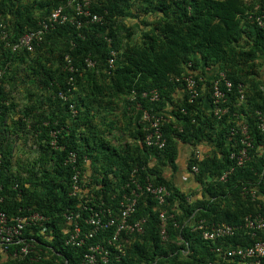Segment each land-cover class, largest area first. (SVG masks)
I'll return each instance as SVG.
<instances>
[{
  "label": "trees",
  "instance_id": "16d2710c",
  "mask_svg": "<svg viewBox=\"0 0 264 264\" xmlns=\"http://www.w3.org/2000/svg\"><path fill=\"white\" fill-rule=\"evenodd\" d=\"M66 2L0 0V22L7 25L9 40L13 42L38 28L52 9ZM257 4L264 7L262 0H92L89 11L102 16L100 23L92 24L79 18L82 22L79 28L71 23L56 26L32 54L24 52L14 56L3 49L0 41V70L7 64L5 72L12 81L22 67L25 73L22 80L28 85L22 84L26 87L27 105L10 128L5 118L14 105L4 86H0V194L7 197L3 209L8 214L32 209L48 218L45 236H35L40 244L37 249L42 254L41 264H82L87 248L101 243L112 233L108 231L81 248L65 245L66 223L62 213L78 203L77 198L69 196L72 167L65 161L70 153L77 154L80 164L86 158L93 176L96 175L90 177L89 192L84 198L91 203L103 201L115 210L118 187L134 167L144 168L155 184L164 185L171 192L165 208L174 213L179 229H173L172 221H168L167 243H160L155 203L146 196L139 202L133 217L146 219L144 235L124 245L125 256L119 261L114 259L116 252L111 250L109 264H208L215 261L209 252L211 244L192 232L189 222L205 219L239 223L254 210L253 204L241 199V188L255 185L256 181L264 197V179L259 180L264 154L261 158L253 157L248 167L235 169L225 182L219 181L220 175L233 167L228 159L232 149L228 139L229 129L234 125L233 115L247 124L248 134L256 145L260 141L253 116L254 110H264V90L256 80L257 57L264 56V31L254 22L259 15L254 10ZM65 11L72 15V11ZM150 15L155 16V21L134 42L133 28L146 25L144 17ZM126 19L135 22L127 24ZM110 51L118 52L111 71L106 64ZM65 56H69L75 72L63 70ZM86 58L95 61L93 68L85 67ZM203 68L224 72L233 85L223 104L227 113L219 119L205 111L204 102L210 101V79L201 83V95L194 103L189 104L186 96L175 98L182 86L173 77L192 71L196 80L197 75L207 78ZM238 84L246 85L249 94L251 91V96L245 93L242 103L236 92ZM69 89L73 90L67 93ZM151 90L158 92L157 102L140 98L141 92ZM132 92L135 96L131 100ZM58 93L67 95V100L58 98ZM70 104L78 112L74 117L68 109ZM117 104H122V115L128 125L137 128L134 136L141 143L133 151L127 148L119 153L110 149L102 130L95 124L97 108L107 109ZM138 111L170 117L162 126L163 150L144 146L143 126L135 122ZM20 131H27L38 156L13 170L12 143L8 135L17 137ZM51 131H58L56 147L50 145ZM237 138H232V142ZM204 140L216 147L211 157H205L198 164L196 181L205 195L201 200L187 202V196L161 176L160 167L169 165L174 169L177 143L196 145ZM147 157L154 158L157 165H147ZM193 164L192 160L188 167ZM85 166H81L82 173L86 171ZM139 175L142 177L143 172ZM13 186H16L15 191ZM17 192L21 195L19 200L15 198ZM114 195L117 200H113ZM231 242L236 243L237 239ZM181 250L187 251L183 257ZM0 264L4 262L0 260Z\"/></svg>",
  "mask_w": 264,
  "mask_h": 264
},
{
  "label": "built area",
  "instance_id": "2783aa9c",
  "mask_svg": "<svg viewBox=\"0 0 264 264\" xmlns=\"http://www.w3.org/2000/svg\"><path fill=\"white\" fill-rule=\"evenodd\" d=\"M91 1L67 0L64 6L60 5L52 9L44 21L39 22L38 28L24 33L13 42L9 40L10 33L7 25L1 21L0 41L3 49L14 56L24 52L32 54L42 44L45 35L56 26L71 23L76 28H79L82 24L79 18H84L86 22L92 24L100 23L103 19L102 16L92 14L89 11ZM262 1L264 5V0ZM65 9L72 11V15L70 16ZM254 10L259 12V15L254 18V22L258 28L264 31V7L261 8L260 4H257ZM117 54L118 52L116 51L109 52L106 62L109 71L114 68ZM84 64L87 69H91L94 67L95 61L86 58ZM189 66L190 64L187 65L188 70H190ZM6 68L7 64L5 69L0 70V86L3 85L2 80L5 77V71L8 70ZM63 70L68 73L75 72L69 56L64 57ZM195 75V73L189 71L181 76L173 77L174 81L182 86L181 90H179L182 93L181 99L186 96L189 104L194 103L200 97L201 85L205 80L201 75H197L198 80H196L194 78ZM71 80L72 77H70L69 82ZM232 88L233 85L226 78L224 72H216L215 78L211 80L209 114L219 119L227 113V109L223 107V104L226 93H229ZM71 90L73 89H69L67 93ZM236 92L239 95V103L243 102L245 100V86L238 84ZM134 96L135 93L132 92L130 99L132 100ZM139 96L149 102H157L159 100L156 90L143 91ZM58 98L66 101L67 95L58 93ZM68 109L73 117L77 115L78 112L72 104L68 106ZM253 116L255 118V128L260 134V141L257 145L248 134L247 124L241 121L237 115H233L234 125L229 129L228 139L232 144L228 159L232 162L233 167L220 175V182H225L235 169L251 165L253 157L261 158L264 154V110H254ZM169 118L168 115L165 117V115L141 111L138 123L143 126L144 136L142 142L146 148L159 151L165 148L162 126L169 121ZM57 134L58 131H51L50 133V137L53 139L50 143L52 147H56L55 137ZM234 137L238 138L232 142ZM251 151L253 152L251 153ZM192 160L194 164L190 167V171L193 175H196L198 174L200 160L199 152H194ZM86 162L87 159L83 158L82 164H80L75 153H70L65 161L72 167L69 196L77 198L78 203L74 208L66 209L62 213V219L66 223L64 243L66 246L81 248L87 242L108 231H112V233L110 237L104 238L101 243H95L87 248L88 250L82 258V264H109L111 250L116 252L114 257L116 261H119L120 257L125 256L124 245L130 240L140 239L144 235L146 219L133 217L139 202L146 196L150 197L155 203L159 221L158 234L160 243L165 244L168 241L167 224L169 220L172 221L173 229H179L178 223L174 221V213H169L165 208L168 206L167 200L171 196L170 190L164 185L155 184L152 177L146 174L144 168H132L126 180H123L119 185L117 190L119 193L118 200L117 196H113V200H117L115 210L107 206L103 201L96 204L84 200L88 189L84 186V181L82 180L81 166L86 164ZM262 170L259 180L264 175V164ZM140 172H143L142 177L139 175ZM258 184L259 181H256L255 185L250 187L244 185L241 188L239 194L241 199L253 204L254 210L252 213L246 214L239 223L208 222L205 219L191 220L189 222L191 231L198 233L202 241L211 244L209 252L214 256L215 261L208 264H264V197L261 196L257 188ZM15 189L16 186H13L12 190L15 191ZM15 198L18 200L21 198L19 192L16 193ZM6 201L7 197L0 194V260L4 264H41L43 258L40 250L37 249L40 244L35 236H45L48 218L32 209H19L16 215L8 214L3 209ZM186 201L190 202V199L187 197ZM175 210L178 211L177 208ZM26 230H28L27 236H25ZM232 239H237V242H231ZM181 254L183 257L187 254V251L181 250Z\"/></svg>",
  "mask_w": 264,
  "mask_h": 264
},
{
  "label": "crops",
  "instance_id": "0c3cea01",
  "mask_svg": "<svg viewBox=\"0 0 264 264\" xmlns=\"http://www.w3.org/2000/svg\"><path fill=\"white\" fill-rule=\"evenodd\" d=\"M257 64L259 66L257 67L258 75L256 76V80L261 82L260 88L264 90V56L260 55L257 57ZM214 74L215 70H213V68L204 69V75L207 77L206 79H211ZM245 87L246 92L249 94V88L246 85ZM181 94L182 93L178 91L175 98H181ZM249 95L251 96V91ZM204 106L206 108V113L209 114L210 103L208 101L204 102ZM97 110L98 112L95 113L97 117L95 119V124L102 130L104 136L103 138L105 142L108 143L110 149L112 148L121 153L125 152L127 148H130L133 151L135 148L140 146L141 142L134 136V130L137 128L133 129L129 126L126 118L122 115V104H117V107H107V109L97 108ZM140 114L141 111H138L136 114V123L139 121ZM215 150V144L205 140L196 145L177 143L174 169H172L169 165L161 166V176L166 181L171 182L174 188L181 194L187 196L190 201L201 200L202 196L205 195L204 191L202 190V186L196 181V175L191 173L188 166L192 161V156L195 151L199 152V162H201L205 157H211ZM147 165L154 166L157 165V163L154 158L147 157ZM88 166L89 163L87 161L84 168L86 171L82 173V180L84 181V186H86L89 190L87 185L90 184V177H94L96 175L93 176L92 171ZM262 179H264V175ZM87 193L88 191H86L85 194L88 195Z\"/></svg>",
  "mask_w": 264,
  "mask_h": 264
},
{
  "label": "rangeland",
  "instance_id": "374dc122",
  "mask_svg": "<svg viewBox=\"0 0 264 264\" xmlns=\"http://www.w3.org/2000/svg\"><path fill=\"white\" fill-rule=\"evenodd\" d=\"M144 21L146 22V25L141 26L139 28H133L134 35L132 40L134 42L138 41L142 32L148 30L151 27L152 23L155 21V16L150 15L144 17ZM11 72L9 73L11 74ZM23 75H25V73L22 72V67L18 68L16 76L12 81L8 79L5 73L3 86L5 90L9 93L10 101L14 105L13 111H11V113L8 114L5 118V124L9 128L12 126L14 120L19 117V112L22 111L23 108L27 105L24 92V89L26 87H24L23 85H28L26 84L25 80H22ZM17 134V137L12 134L8 135L9 141H11L12 143V161L14 168L13 170H16L19 164L22 165V163H30L35 160L38 156L35 150L36 146H34L30 139H28L29 137L27 131H20Z\"/></svg>",
  "mask_w": 264,
  "mask_h": 264
},
{
  "label": "clouds",
  "instance_id": "9594fccd",
  "mask_svg": "<svg viewBox=\"0 0 264 264\" xmlns=\"http://www.w3.org/2000/svg\"><path fill=\"white\" fill-rule=\"evenodd\" d=\"M128 22L133 23V22H135V20H131V21H130V19H126V23H127V24H129ZM5 73H6V72H5ZM215 74H216V72H215ZM215 74H214V75H215ZM214 75H213V77H214ZM201 76H203V75H201ZM213 77H212L210 80H212ZM205 79H206V78H205ZM244 86H245V85H244ZM245 93H246V87H245ZM244 101H245V100H244ZM241 103H242V102H241ZM261 110H262V109H261Z\"/></svg>",
  "mask_w": 264,
  "mask_h": 264
}]
</instances>
